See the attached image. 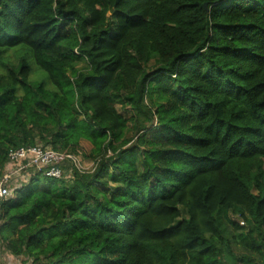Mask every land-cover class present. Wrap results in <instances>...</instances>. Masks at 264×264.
I'll list each match as a JSON object with an SVG mask.
<instances>
[{
  "label": "trees",
  "instance_id": "16d2710c",
  "mask_svg": "<svg viewBox=\"0 0 264 264\" xmlns=\"http://www.w3.org/2000/svg\"><path fill=\"white\" fill-rule=\"evenodd\" d=\"M36 145L24 262L264 264V0H0V171Z\"/></svg>",
  "mask_w": 264,
  "mask_h": 264
},
{
  "label": "built area",
  "instance_id": "2783aa9c",
  "mask_svg": "<svg viewBox=\"0 0 264 264\" xmlns=\"http://www.w3.org/2000/svg\"><path fill=\"white\" fill-rule=\"evenodd\" d=\"M67 157L77 161L73 156L54 152L48 147L43 149L38 145L10 148L4 169L0 171V205L27 182L30 169L44 168L46 175L59 176L60 170L56 164Z\"/></svg>",
  "mask_w": 264,
  "mask_h": 264
},
{
  "label": "rangeland",
  "instance_id": "374dc122",
  "mask_svg": "<svg viewBox=\"0 0 264 264\" xmlns=\"http://www.w3.org/2000/svg\"><path fill=\"white\" fill-rule=\"evenodd\" d=\"M10 52V51H9ZM11 53V52H10ZM6 54V53H5ZM81 146L86 150L90 147L89 143L85 140H82L81 141ZM80 159H79V166L82 168V169H90V167L92 166V163L86 159L85 157H83L82 155H79L78 156ZM235 216V215H234ZM233 216V217H234ZM2 250L5 251L2 247ZM7 259V262L8 264H22L20 259H15L14 257H10V258H6ZM27 264H39V263H34L31 261V259L29 260H26L25 261Z\"/></svg>",
  "mask_w": 264,
  "mask_h": 264
},
{
  "label": "crops",
  "instance_id": "0c3cea01",
  "mask_svg": "<svg viewBox=\"0 0 264 264\" xmlns=\"http://www.w3.org/2000/svg\"><path fill=\"white\" fill-rule=\"evenodd\" d=\"M14 257L15 259H20L22 264H27L26 262L23 261L22 256H15L12 255L11 253L7 251H3L2 248H0V264H8L6 258Z\"/></svg>",
  "mask_w": 264,
  "mask_h": 264
}]
</instances>
